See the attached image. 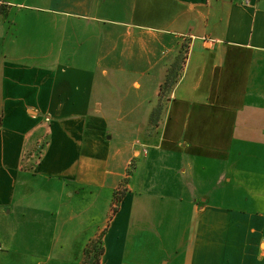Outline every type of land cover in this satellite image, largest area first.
Segmentation results:
<instances>
[{"label":"crops","instance_id":"obj_1","mask_svg":"<svg viewBox=\"0 0 264 264\" xmlns=\"http://www.w3.org/2000/svg\"><path fill=\"white\" fill-rule=\"evenodd\" d=\"M101 234V264H264V0H0V264Z\"/></svg>","mask_w":264,"mask_h":264},{"label":"rangeland","instance_id":"obj_2","mask_svg":"<svg viewBox=\"0 0 264 264\" xmlns=\"http://www.w3.org/2000/svg\"><path fill=\"white\" fill-rule=\"evenodd\" d=\"M186 47H184L181 51V58L178 62V66H177V69H176V74L179 75L180 71H181V68L183 66V62H184V59L186 57ZM177 62V61H176ZM175 62V63H176ZM174 63V64H175ZM173 88V86H172ZM171 91V86L170 87H164L163 88V91L161 93L162 97V101L161 102H164V103H161L151 114V123L152 125H155V123H159V121L161 120V115L163 114L164 112V108H165V104L167 102V98L169 96V92ZM149 130H152V127H149ZM136 165L135 161L131 163V166H129V171H132V169L134 168V166ZM130 174V173H129ZM124 185V184H123ZM125 194V190L120 188L119 190H117L116 192V196H115V199H122L123 196ZM119 205V202H115V207L117 208ZM103 239H102V234L99 236V238H96L95 240H93L89 245H88V255L89 257H87V255H85V259H84V262L83 263H87V264H93V262H95L96 260V256H97V250H99L100 247L103 246ZM82 263V264H83Z\"/></svg>","mask_w":264,"mask_h":264},{"label":"trees","instance_id":"obj_3","mask_svg":"<svg viewBox=\"0 0 264 264\" xmlns=\"http://www.w3.org/2000/svg\"><path fill=\"white\" fill-rule=\"evenodd\" d=\"M181 58V55H179L178 59H177V62L175 64H173L171 66V68L169 69V74L167 76V80L166 82L163 84L162 88H161V93L163 91V88L164 87H170L171 86V89H172V86H174L177 81H178V74H176V69H177V66H178V62ZM162 97V95H161ZM122 199H116L117 202H121ZM114 211H116V207L114 209ZM103 244V243H102ZM88 248L85 250V255H87V257H89L88 255ZM104 254V247H100L99 250H97V256H96V260L95 262H93V264H101V258ZM83 264H87V263H83Z\"/></svg>","mask_w":264,"mask_h":264},{"label":"built area","instance_id":"obj_4","mask_svg":"<svg viewBox=\"0 0 264 264\" xmlns=\"http://www.w3.org/2000/svg\"><path fill=\"white\" fill-rule=\"evenodd\" d=\"M0 248H1V246H0Z\"/></svg>","mask_w":264,"mask_h":264}]
</instances>
